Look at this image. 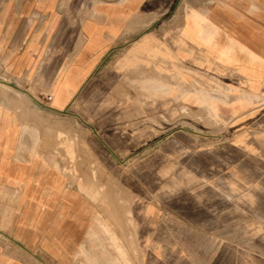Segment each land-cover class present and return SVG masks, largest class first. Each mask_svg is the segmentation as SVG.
Instances as JSON below:
<instances>
[{
	"label": "rangeland",
	"instance_id": "1",
	"mask_svg": "<svg viewBox=\"0 0 264 264\" xmlns=\"http://www.w3.org/2000/svg\"><path fill=\"white\" fill-rule=\"evenodd\" d=\"M162 33L165 46L136 44L109 62L49 129V178L64 181L86 217L74 259L262 264L263 252L248 244L264 237L245 233L264 228V171L257 203L254 189L239 186L240 165L255 163L252 142L239 140L240 117L255 99L240 61L177 58L173 31Z\"/></svg>",
	"mask_w": 264,
	"mask_h": 264
},
{
	"label": "crops",
	"instance_id": "2",
	"mask_svg": "<svg viewBox=\"0 0 264 264\" xmlns=\"http://www.w3.org/2000/svg\"><path fill=\"white\" fill-rule=\"evenodd\" d=\"M167 28L177 58L201 53L240 61L243 87L255 99L240 117L245 129L239 140L252 142L255 152L248 155L255 163L240 165L239 186L246 193L254 189L258 202L264 0H0V264H80L74 257L86 217L79 199L66 195L64 181L49 178L54 169L43 157L49 129L109 62L136 44L165 46ZM245 235L264 237V228H248ZM248 246L263 252L256 263L264 264V242Z\"/></svg>",
	"mask_w": 264,
	"mask_h": 264
}]
</instances>
